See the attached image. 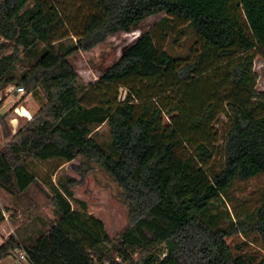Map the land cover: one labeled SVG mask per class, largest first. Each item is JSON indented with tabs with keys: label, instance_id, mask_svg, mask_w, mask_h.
Returning a JSON list of instances; mask_svg holds the SVG:
<instances>
[{
	"label": "trees",
	"instance_id": "1",
	"mask_svg": "<svg viewBox=\"0 0 264 264\" xmlns=\"http://www.w3.org/2000/svg\"><path fill=\"white\" fill-rule=\"evenodd\" d=\"M102 4L97 26L54 40L60 21L51 0H0V94L15 86L40 104L3 135L10 140L0 149V191L18 207L41 194L53 215L27 214L0 245V262L20 253L25 264H251L226 239L239 235L264 249V199L241 216L221 206L234 182L264 177V102L256 101L253 73L254 51L264 54V0ZM161 14V25L186 24L200 47L172 54L145 32L96 82L81 81L73 55ZM222 115L229 127L214 169ZM104 124L106 144L94 137ZM76 159L108 175L127 205L129 224L116 237L75 199L69 178L37 172ZM8 211L0 206V224Z\"/></svg>",
	"mask_w": 264,
	"mask_h": 264
},
{
	"label": "rangeland",
	"instance_id": "2",
	"mask_svg": "<svg viewBox=\"0 0 264 264\" xmlns=\"http://www.w3.org/2000/svg\"><path fill=\"white\" fill-rule=\"evenodd\" d=\"M52 8L57 19L52 23L53 39L69 37L77 39L87 31L97 26L104 16L102 0H51ZM52 11V12H53ZM166 16L164 14L151 17L144 21L137 30L131 33H120L108 38L104 43L96 46L88 52H79L70 58V61L84 84L94 83L100 74L116 62L124 47L133 43L141 34L151 32L155 42L163 49H167L172 54L187 55L190 49H198L200 44H195L196 38L187 28L186 24L175 20H168L164 25L161 22ZM255 61L253 73L256 77V101L264 102V54L256 49L254 51ZM209 76L212 84L213 75ZM210 84V85H211ZM17 87L9 86L0 94V107H5L0 113V149L8 143L10 137L28 121L27 118L18 119L12 122L13 118H18L19 113H24L19 109L15 111L13 107H24L32 114L36 113L40 107L30 95H21L17 98L13 96V91ZM125 90L120 89V101H123ZM229 127L226 116H220L214 130L218 134L217 155L211 161V166L215 169L222 163L221 145L222 139ZM9 132L10 137H4V133ZM99 143L106 144L109 141L108 128L106 124L101 125L94 135ZM50 163L37 166L40 177L55 171L52 180L57 182L59 178H69L71 190L75 199L82 201L86 206V212L100 221L105 226L108 235L116 237L129 224L128 208L119 194V190L112 179L102 172L98 167L91 166L90 169L76 159L69 164ZM32 200H26L32 204L31 207L21 205L15 206L10 198L0 191V206L9 209L5 216L7 223L0 225V245L8 238L6 234L11 231L13 234L16 227L26 222V215H39L43 220L53 219L49 201L41 194L31 192ZM264 199V177L259 176L254 179L233 183L229 190L222 209H226L231 215L241 216L252 211ZM75 209H79L73 203ZM28 209V212L26 211ZM22 210L26 213H22ZM24 215V217L22 216ZM253 241V238L249 239ZM242 236H232L226 239L232 252L236 255L244 254L249 258L251 264H264V249L258 241L246 242ZM20 253H12L0 264H25L20 259Z\"/></svg>",
	"mask_w": 264,
	"mask_h": 264
},
{
	"label": "crops",
	"instance_id": "3",
	"mask_svg": "<svg viewBox=\"0 0 264 264\" xmlns=\"http://www.w3.org/2000/svg\"><path fill=\"white\" fill-rule=\"evenodd\" d=\"M13 96H15V97H17V98H19V97H21V94H17L16 92H15V90L13 91ZM0 102H1V98H0ZM5 107H0V113L2 112V110L4 109ZM13 109L15 110V111H17V112H19V109L21 110V111H24L26 114H27V117H25V116H22L21 115V113H19V117L18 118H13V120H12V122H17L18 121V119H22V118H27L28 119V121L31 119V113L26 109V108H24V107H13ZM4 217H5V221L2 223V224H0V225H4V224H6L7 223V217L5 216V214H4ZM10 234H11V231L10 232H8L7 234H6V237L8 236H10Z\"/></svg>",
	"mask_w": 264,
	"mask_h": 264
},
{
	"label": "built area",
	"instance_id": "4",
	"mask_svg": "<svg viewBox=\"0 0 264 264\" xmlns=\"http://www.w3.org/2000/svg\"><path fill=\"white\" fill-rule=\"evenodd\" d=\"M15 92L17 94H21V95H23L25 93L23 88H16L15 89ZM19 255H20L19 257H20L21 260H24L25 259V257H24L23 254H19Z\"/></svg>",
	"mask_w": 264,
	"mask_h": 264
},
{
	"label": "bare ground",
	"instance_id": "5",
	"mask_svg": "<svg viewBox=\"0 0 264 264\" xmlns=\"http://www.w3.org/2000/svg\"><path fill=\"white\" fill-rule=\"evenodd\" d=\"M21 115L27 117V114L25 112L21 113Z\"/></svg>",
	"mask_w": 264,
	"mask_h": 264
}]
</instances>
